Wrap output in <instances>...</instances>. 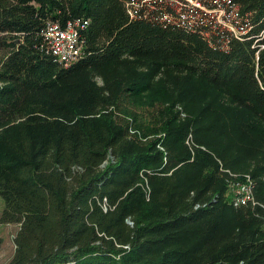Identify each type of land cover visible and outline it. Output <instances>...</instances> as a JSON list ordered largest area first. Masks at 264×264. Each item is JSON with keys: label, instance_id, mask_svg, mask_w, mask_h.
Returning a JSON list of instances; mask_svg holds the SVG:
<instances>
[{"label": "trees", "instance_id": "1", "mask_svg": "<svg viewBox=\"0 0 264 264\" xmlns=\"http://www.w3.org/2000/svg\"><path fill=\"white\" fill-rule=\"evenodd\" d=\"M126 1L0 0V221L18 224L7 264H264V210L225 197L241 170L231 135L253 156L264 146V0H231L237 36L198 8L189 29L130 16ZM73 17L89 19L84 53L63 66L41 52L40 33ZM135 63L195 76L238 116L206 104L140 139L108 110L145 88ZM255 181L264 204V180Z\"/></svg>", "mask_w": 264, "mask_h": 264}, {"label": "rangeland", "instance_id": "2", "mask_svg": "<svg viewBox=\"0 0 264 264\" xmlns=\"http://www.w3.org/2000/svg\"><path fill=\"white\" fill-rule=\"evenodd\" d=\"M4 53V50L0 51V57ZM129 71L142 76V78L140 77V84H145V88L138 94L133 91L125 93L126 95H122L119 107H110L108 110L113 113L112 117L114 120H127L129 130L131 132L135 131V129L138 130L139 138L142 140L156 136L155 133L149 132L146 127L158 126L162 120L172 118L174 115L177 122H181L190 116L186 110L195 107L197 109L206 104H211L210 107L213 108L214 114L218 113L222 116L224 112H227L233 119L235 115L238 116L239 110L231 104L230 99L213 90L209 85L191 74L172 71L164 72V70L160 69L155 71L147 65L138 63L133 64ZM91 79L97 85L102 84L99 75H92ZM140 84H134V86L141 88ZM190 99H192V102L188 105ZM242 115L246 121L251 122L254 120L251 114L246 111H243ZM201 117L203 126L214 122L213 114L205 113ZM143 130L147 132L145 136L142 135ZM261 131L264 133L262 128ZM253 132H255V129ZM207 133H209L208 137L211 138V141L217 142V144L222 142L221 136L213 130ZM200 135L205 134L201 132ZM188 137L191 139L192 135L189 134ZM231 143L237 145L235 149L232 148V157L238 163V169H241L238 172H230L228 170L230 178L226 179L228 182L225 189V197L234 205L238 192L237 182L252 184L254 193L255 180H264V146H261L260 150L257 151V155L253 156V152L248 153L241 148L239 145L241 140L235 133L231 135ZM3 207L4 202L0 196V215ZM223 221L228 224H226L228 227L232 223V219L227 213L223 216ZM261 225V228L264 229V224L262 223ZM17 229V223L0 221V264H7L12 258L15 248L14 235Z\"/></svg>", "mask_w": 264, "mask_h": 264}, {"label": "built area", "instance_id": "3", "mask_svg": "<svg viewBox=\"0 0 264 264\" xmlns=\"http://www.w3.org/2000/svg\"><path fill=\"white\" fill-rule=\"evenodd\" d=\"M213 2L212 9H207L203 0H127L125 6L130 16L140 13L163 21L185 24L189 29L197 24L194 13L198 8L207 12L210 21L225 26L237 36L242 29L237 7L231 0H213ZM88 24L89 19L84 17L68 18L63 22L59 19L49 20L41 29L38 47L54 62L68 66L80 59L84 53ZM186 141L189 143L190 137ZM237 184L238 192L234 204L250 203L264 210V204L254 197L252 184L247 182H237ZM261 218L264 224V215Z\"/></svg>", "mask_w": 264, "mask_h": 264}]
</instances>
